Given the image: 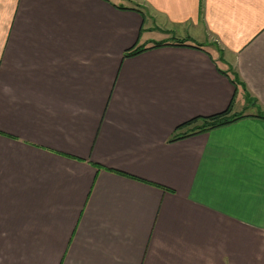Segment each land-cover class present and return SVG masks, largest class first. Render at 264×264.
Returning a JSON list of instances; mask_svg holds the SVG:
<instances>
[{"label": "crops", "instance_id": "0c3cea01", "mask_svg": "<svg viewBox=\"0 0 264 264\" xmlns=\"http://www.w3.org/2000/svg\"><path fill=\"white\" fill-rule=\"evenodd\" d=\"M260 114L264 0H0V264H264Z\"/></svg>", "mask_w": 264, "mask_h": 264}, {"label": "trees", "instance_id": "16d2710c", "mask_svg": "<svg viewBox=\"0 0 264 264\" xmlns=\"http://www.w3.org/2000/svg\"><path fill=\"white\" fill-rule=\"evenodd\" d=\"M160 45L161 44L157 43L154 46H160ZM175 45L176 46H184L182 44V42H177ZM196 47L197 46H195V48ZM143 50L144 49H142V48H130L123 53L122 57L123 58L133 57V56H136L139 53H141ZM232 83L234 84V82H232ZM228 112H229V107L221 113L210 115L208 117H198V118L190 120L187 123H185L184 125H186V124L190 125L192 123H198L195 125V127L191 128L190 133L189 134H177V133L173 134L171 136V138L168 140V142L177 140L179 138H184V137L189 136V135H195V134L203 133V132H206V131H209V130L230 124L236 118L228 117ZM258 117L261 119H264V116L261 114L258 115ZM178 129H179V127H177L175 131H177Z\"/></svg>", "mask_w": 264, "mask_h": 264}]
</instances>
